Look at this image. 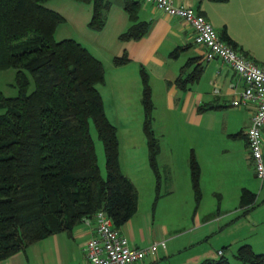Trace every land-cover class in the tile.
Listing matches in <instances>:
<instances>
[{
  "label": "crops",
  "instance_id": "obj_1",
  "mask_svg": "<svg viewBox=\"0 0 264 264\" xmlns=\"http://www.w3.org/2000/svg\"><path fill=\"white\" fill-rule=\"evenodd\" d=\"M137 1L140 4L139 19L151 23L142 39H119L131 24L123 8V0H111L106 26L101 31L92 30L97 40L96 48L106 52L104 84L109 86L104 87L121 98L135 117L134 121L121 127L130 138L129 144H123L120 138L119 142L121 169L138 189V209L119 230L129 238L131 246L139 248L155 241H166V246H159L155 255L133 264L198 263L220 251L213 246L206 251L202 245L221 227L222 219L228 214L223 215L221 211L250 210L259 201L264 204V180L262 182L256 176L246 135L254 106L232 105V100L245 87V80L223 60H206L204 46L195 42L193 28L185 20L171 16L145 0ZM67 2L72 3L70 0ZM174 2L195 8L212 23L223 40L264 67V0ZM49 7L60 11L54 5ZM124 52H127L129 61L121 66L114 65V57L122 56ZM142 68L149 74L153 101L164 99L165 112L173 117L171 123H159L154 102L155 131L160 136V130L168 132V137L160 138L158 155L161 170L166 168L164 170L167 171V194L192 195L189 161L194 154L200 167L201 196L196 199L197 203L199 206L208 204L210 210L218 212L204 220L200 215L196 216L193 225L185 229L157 220L155 211L163 201L159 194L150 207L138 215L141 202L139 186L146 179L154 181L156 175L149 165L148 142L144 133ZM182 70L183 79L192 77L184 87L176 81ZM100 91L102 93V87ZM176 116H181L183 123L176 124ZM262 137L264 156V129ZM155 185L154 182L152 194H156ZM244 191L256 195L254 205H242ZM230 202L239 207H229ZM95 233L93 216L84 219L71 233L52 234L26 250L0 260V264H85V244Z\"/></svg>",
  "mask_w": 264,
  "mask_h": 264
},
{
  "label": "trees",
  "instance_id": "obj_2",
  "mask_svg": "<svg viewBox=\"0 0 264 264\" xmlns=\"http://www.w3.org/2000/svg\"><path fill=\"white\" fill-rule=\"evenodd\" d=\"M75 1L92 4L88 25L103 30L111 0ZM46 2L0 0V71L16 68L18 88L16 96L0 89V260L52 234L71 233L99 210L120 228L138 209V189L121 169L118 129L106 114L98 87L105 82V66L82 42L56 39L66 18ZM123 8L131 24L119 39H142L151 23L139 19V2L123 0ZM128 61L127 52L113 59L116 66ZM182 74L176 80L180 87L192 79ZM141 76L144 132L150 164L158 174L161 147L152 126V88L144 68ZM92 124L104 143L105 176ZM189 162L199 200L200 167L194 154ZM242 198L243 206H252L256 195L244 191ZM236 257L244 264H264V252H255L250 244L241 245ZM191 264L232 263L223 250L220 257Z\"/></svg>",
  "mask_w": 264,
  "mask_h": 264
},
{
  "label": "rangeland",
  "instance_id": "obj_3",
  "mask_svg": "<svg viewBox=\"0 0 264 264\" xmlns=\"http://www.w3.org/2000/svg\"><path fill=\"white\" fill-rule=\"evenodd\" d=\"M67 1L68 0H48V2H46L47 6L54 5V7H58V9L60 11H63L64 14L61 13L60 11L58 12H60L66 18L65 22L62 23L57 29L56 39L61 40L64 38H74L80 42L85 43L89 47L90 51L92 53L97 54L101 58L102 62H104L103 64L106 65V60H105L106 52H104L103 50L102 52H100L96 48L97 40L92 34L93 32L92 29L88 25L92 16V4L79 2L75 0H70V2L72 3H69ZM106 68L107 67L105 66V73H106ZM16 71L17 70L14 67L0 71V89L7 96H16L18 94V88L14 85L16 78ZM104 83H106V77ZM104 83L103 86L101 84L98 87L99 88L102 87V97L104 100L106 114L109 120L111 121V123H113L117 127L119 133L118 138H120L121 142L123 144H129L128 139L130 138L127 137L126 132L122 130L121 127L124 124L134 121L135 117L133 116V111L131 112L129 108L126 107L125 102L121 98L115 96L113 92H110L107 89H105L104 86H109V85ZM33 88H34V84L32 83L29 91L33 90ZM155 101L158 109L157 112L158 115H156V117L159 120V123H163V124L171 123L173 121V117L165 112V104H164L165 100L161 98H157L156 100H154V102ZM132 105L133 103H131V106ZM144 114H145V110H144ZM170 118H172V120ZM145 119H146V114H145ZM145 119H144V123H145ZM175 120H176L175 121L176 124H178L180 121L183 123V118L181 116H176ZM153 123L154 121H152V126L155 131V127H154L155 124ZM91 132L95 141L99 166L101 168L102 174L105 176L106 157H105L104 143L99 138L98 132L94 124L91 125ZM159 133L162 134V136L158 135V133L155 131V134L159 139V141L160 138L166 136L168 137V132L166 130H160ZM127 150L129 151V148ZM157 162H158V156H157ZM149 165L152 168L150 164V159H149ZM158 168H159L158 174L154 172V174H156L154 181L152 180V178H149L144 180V182L139 186L141 192V202H140V210L138 215L142 211L150 207L151 203L159 195H161L159 199H162L163 201H161V204L155 211L156 214L155 216L157 220L159 221L163 220L172 226L180 227V229H185L189 226H192L194 218L198 215H200V217L204 220L208 216L210 217L212 214L218 213L216 211L210 210V205L208 204L204 206L198 205L193 186H192L193 191L191 196L190 195L188 196L186 194L170 196L169 194H167V180L165 179V177H167L166 174L167 171L164 170L166 168L161 170L159 164H158ZM154 182L156 183V185L155 187H153V189L155 188L156 194H152L151 192L152 184H154ZM257 183L259 184L258 180ZM159 188H162V190H160ZM192 199H195V203H192ZM229 207H234L233 209H235L238 208L239 206L231 205L230 202ZM220 213L223 215L226 213L228 214L222 219L221 227L219 226L217 228L218 229L217 232L212 234L209 237L208 241H204L202 245L203 249L209 251L212 249V246L215 247V249L216 248L217 249L219 248L220 250L223 249L225 251L224 255L229 258L232 264H244L241 260H239L236 257L237 250L241 245L250 244L255 252L257 253L264 252V248H263L264 244L262 243V239L264 238V204H262L261 201H259L257 205H255V207L250 210H233L232 212L221 211ZM213 255L214 256L211 257L217 258L220 257L221 254L214 252ZM200 260L201 259H199L198 261Z\"/></svg>",
  "mask_w": 264,
  "mask_h": 264
},
{
  "label": "built area",
  "instance_id": "obj_4",
  "mask_svg": "<svg viewBox=\"0 0 264 264\" xmlns=\"http://www.w3.org/2000/svg\"><path fill=\"white\" fill-rule=\"evenodd\" d=\"M145 1L154 4L171 16L185 20L193 28L195 42L204 46L205 59L223 60L245 80V87L238 97L232 100V105L254 106L251 124L246 135L256 176L263 182L264 67L223 40L212 23L195 8L176 4L174 0ZM94 218L96 233L85 244L87 256L85 264H133L155 255L159 246H166L164 240L155 241L141 248L131 246L129 238L115 226L112 217L105 210L97 211ZM219 254H223V250H220Z\"/></svg>",
  "mask_w": 264,
  "mask_h": 264
}]
</instances>
